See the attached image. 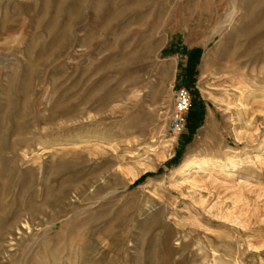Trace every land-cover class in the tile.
Listing matches in <instances>:
<instances>
[{"label": "rangeland", "instance_id": "374dc122", "mask_svg": "<svg viewBox=\"0 0 264 264\" xmlns=\"http://www.w3.org/2000/svg\"><path fill=\"white\" fill-rule=\"evenodd\" d=\"M0 264H264V0H0Z\"/></svg>", "mask_w": 264, "mask_h": 264}, {"label": "built area", "instance_id": "2783aa9c", "mask_svg": "<svg viewBox=\"0 0 264 264\" xmlns=\"http://www.w3.org/2000/svg\"><path fill=\"white\" fill-rule=\"evenodd\" d=\"M190 95L184 87L174 91L173 105L168 120V131L172 135L180 133L185 124V116L190 107Z\"/></svg>", "mask_w": 264, "mask_h": 264}, {"label": "trees", "instance_id": "16d2710c", "mask_svg": "<svg viewBox=\"0 0 264 264\" xmlns=\"http://www.w3.org/2000/svg\"><path fill=\"white\" fill-rule=\"evenodd\" d=\"M196 116H197V113H195L194 111L190 112V115H189V123L190 124L193 123L194 117H196Z\"/></svg>", "mask_w": 264, "mask_h": 264}]
</instances>
